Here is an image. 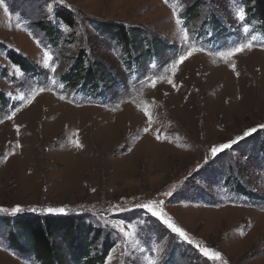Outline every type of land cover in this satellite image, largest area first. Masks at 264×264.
I'll use <instances>...</instances> for the list:
<instances>
[{
    "label": "rangeland",
    "instance_id": "obj_1",
    "mask_svg": "<svg viewBox=\"0 0 264 264\" xmlns=\"http://www.w3.org/2000/svg\"><path fill=\"white\" fill-rule=\"evenodd\" d=\"M250 2L4 0L0 208L9 211L0 212V264H49L21 228L30 220L72 224L53 230V264H108L109 255L111 264H264V129L214 160L209 153L264 124V17ZM241 7L248 34L236 19ZM252 36L251 50L221 57ZM192 46L203 51L173 75L172 62ZM152 199L222 259L207 260L149 219L137 205ZM16 206L23 211L13 215ZM119 220L134 226V238L118 237L111 225Z\"/></svg>",
    "mask_w": 264,
    "mask_h": 264
},
{
    "label": "snow or ice",
    "instance_id": "obj_2",
    "mask_svg": "<svg viewBox=\"0 0 264 264\" xmlns=\"http://www.w3.org/2000/svg\"><path fill=\"white\" fill-rule=\"evenodd\" d=\"M164 2L167 4L170 2V0H164ZM4 4V0H0V5ZM5 11L7 9L5 8ZM49 11H52L51 6H49ZM173 15L176 17L175 19V24L180 28V31L184 33V38L187 40L189 38L188 31L186 29V26H184V22L182 21V18L177 14V9H173ZM236 19L240 22V27L243 31L244 34H248L250 29L247 26V21H246V12L243 7L239 8L238 12L236 13ZM255 36H252L251 39H248L246 42H237L234 46H232L229 50L227 51H221L220 55L221 57L227 62L231 57L235 56L238 53H242L245 50H251L255 45ZM203 51L202 48H197L195 46H192L188 48L186 51H182L179 55L178 58H175L174 62L171 64V72L173 75L178 70L179 65L183 64L186 60H188L191 56H193L195 53ZM53 60L52 55L49 54V52L45 51L44 52V60L43 64L47 67L49 65V62ZM232 70L235 72L236 71V65L231 64ZM57 69L56 67H51L50 68V73H56ZM239 73L237 72V76ZM52 83L55 84V80H52ZM157 80L152 79L150 86L152 88L156 87ZM168 83L172 85V87L176 88L177 85L175 84L173 79H168ZM46 89L44 87H40L37 92H35L32 97L28 100V103H31L33 99H35L36 95H39L40 93L44 92ZM61 99H64V97H60ZM24 98L21 97V100ZM144 115L147 118V122L149 125H152L153 123V118H152V113L149 112L147 109H144ZM15 117V111H13L11 114H6V118L8 120H12ZM3 122V119H0V123ZM258 128L264 129V124H260L257 127H252L247 130H245L241 136L235 137L229 142L221 143L219 145H213L209 148V153L211 158L214 160L220 153L225 152L226 150H232L233 145H236L244 139L245 137H248L252 135L253 133H256ZM17 132H19V125H17ZM145 133H148L151 131L150 127H146L143 130ZM157 140L161 139V136L158 134L156 136ZM75 146L78 148H82L83 145L79 142V140L75 141ZM16 147H21V145L17 144ZM13 155L15 154L14 152L12 153ZM209 157L205 156L204 161L205 163H208ZM165 195H172V193H166ZM137 207L146 210L147 214L149 215V219L151 218H156L158 222H160L162 225L166 226L167 229L170 230L171 233L176 234L177 237H179L183 242H186L189 245H194L200 253L204 257L207 258V260L210 261H219L222 259L221 253L219 251H215L209 247H201L199 244H196L195 241L190 237L189 233L185 231L182 227L178 226L171 216L164 210V201H157L155 199L149 200L147 203H143L140 205H137ZM31 211H36V209H30ZM128 210V209H124ZM9 210L7 208H0V212H8ZM23 211V209L19 206H16L11 209V214L15 215L17 213H20ZM49 213L52 212H59L63 213L65 210L63 208H48L46 210ZM111 227L115 230H117V235L122 236L124 239L129 240L135 237L136 233L134 231V226L132 225H126L124 220H119L116 221L111 225ZM133 228V231H129L127 229ZM112 256L109 255L108 257V264H111ZM150 264H156L155 260L150 261Z\"/></svg>",
    "mask_w": 264,
    "mask_h": 264
},
{
    "label": "trees",
    "instance_id": "obj_3",
    "mask_svg": "<svg viewBox=\"0 0 264 264\" xmlns=\"http://www.w3.org/2000/svg\"><path fill=\"white\" fill-rule=\"evenodd\" d=\"M252 7L256 8L258 14L262 17H264V0H251ZM63 19L67 22L68 25H72V22L70 21L69 16H63ZM248 20H250L249 14H248ZM72 228V224L65 223L64 221H56V220H50L47 223V226L44 228L42 227L37 220H30L23 223L21 228H23V231L28 235L29 233L33 236L36 246H34L35 252L39 256H43L41 253L45 254L46 257V263L53 264L54 261H58L59 255L58 253H55V250L52 248V244L50 239L53 237V230L56 228ZM74 251V250H73ZM75 254L76 250H75ZM59 258V259H58ZM58 259V260H57ZM52 260V262H50Z\"/></svg>",
    "mask_w": 264,
    "mask_h": 264
}]
</instances>
